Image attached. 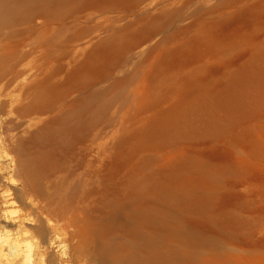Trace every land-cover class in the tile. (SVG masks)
Here are the masks:
<instances>
[{
	"label": "rangeland",
	"instance_id": "1",
	"mask_svg": "<svg viewBox=\"0 0 264 264\" xmlns=\"http://www.w3.org/2000/svg\"><path fill=\"white\" fill-rule=\"evenodd\" d=\"M19 29L7 107L31 76L63 91L39 124L121 90L66 154L96 217L145 185L152 264H264V0H80ZM106 238L132 241L124 226Z\"/></svg>",
	"mask_w": 264,
	"mask_h": 264
},
{
	"label": "bare ground",
	"instance_id": "2",
	"mask_svg": "<svg viewBox=\"0 0 264 264\" xmlns=\"http://www.w3.org/2000/svg\"><path fill=\"white\" fill-rule=\"evenodd\" d=\"M68 3L80 6V0H0V83L19 59L15 49L23 32L19 26L40 15H55ZM64 36L59 32L50 43ZM8 40L16 41L12 50ZM110 50L118 56V46ZM85 69L92 67L86 63ZM82 79L88 83L91 77L86 74ZM120 93L116 90L110 98L91 95L60 118L39 124L38 115L61 99L63 91L31 76L10 96L7 107L1 102L0 87V223L29 238L24 244L10 233L0 234V264H152L159 258L149 243L150 213L141 201L145 185L131 182L125 193L105 202L107 213L96 217L87 201L89 193L69 182L74 171L66 154ZM125 209L131 211L127 222L121 219ZM117 226L128 229L130 243L107 240ZM57 230L61 233L55 234Z\"/></svg>",
	"mask_w": 264,
	"mask_h": 264
}]
</instances>
